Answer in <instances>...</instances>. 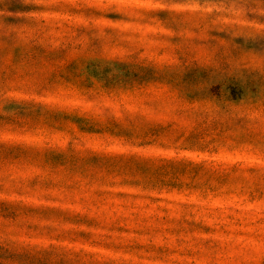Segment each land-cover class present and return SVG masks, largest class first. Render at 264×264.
<instances>
[{
    "label": "rangeland",
    "instance_id": "374dc122",
    "mask_svg": "<svg viewBox=\"0 0 264 264\" xmlns=\"http://www.w3.org/2000/svg\"><path fill=\"white\" fill-rule=\"evenodd\" d=\"M0 264H264V0H0Z\"/></svg>",
    "mask_w": 264,
    "mask_h": 264
}]
</instances>
